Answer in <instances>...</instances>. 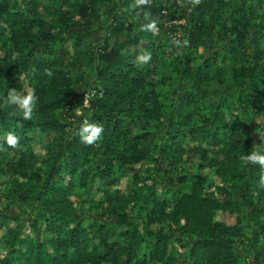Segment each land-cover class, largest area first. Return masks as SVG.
<instances>
[{"label": "trees", "instance_id": "obj_1", "mask_svg": "<svg viewBox=\"0 0 264 264\" xmlns=\"http://www.w3.org/2000/svg\"><path fill=\"white\" fill-rule=\"evenodd\" d=\"M134 1L0 0V264H184L185 251L189 264H239L237 238L264 264V167L241 160L264 156V0H199L179 14ZM107 4L124 37L87 47V107L84 75L51 43L81 53L91 33L73 27ZM165 10L186 24L161 43ZM10 90H35L32 119ZM85 122L103 127L94 144ZM190 158L201 170H183Z\"/></svg>", "mask_w": 264, "mask_h": 264}, {"label": "rangeland", "instance_id": "obj_2", "mask_svg": "<svg viewBox=\"0 0 264 264\" xmlns=\"http://www.w3.org/2000/svg\"><path fill=\"white\" fill-rule=\"evenodd\" d=\"M139 1L140 0H135L133 3V6ZM198 1L199 0H168L167 4L170 7H175V5H178L179 10L177 14H179L182 9L190 8L193 5L197 4ZM109 10H110L109 4L101 6L97 13H95L92 17L87 18L85 20V24H78L75 27H73V29L76 31L84 32L88 30L91 33V36L88 39V43L84 47L81 48L82 50L81 53H78L77 55H75V52L67 50L64 44H61L60 42L51 43V45L58 47L57 48L58 53L53 54L54 56H56V58L58 57L62 58L65 65H69L75 71H78L84 75L85 79H84L83 88L85 90H88L87 94L85 95V106L87 107H89L88 97L95 92V89L93 88V84L96 81L95 80V72H96L95 65L89 62L90 57L88 56V51H86L87 47L90 46L91 44H101L105 41L106 38H108L109 41L113 44L117 38L124 37V33H120L119 35H117V33L112 34L111 26H110L111 19H110V16L108 15ZM167 14L168 13L166 10L162 12V15H163L162 21L164 23V26L167 29L161 30V29L156 28L154 32V34L156 35L155 36L156 40L161 43H168L167 41H169L168 39L170 38H172L173 40L175 38H180L183 31H181L182 29H180V31L177 30V27L180 24H186V20H182V21L167 20ZM129 16L130 14H128L127 18H129ZM75 109H76L75 111L78 114H81V109H79L78 107H76ZM208 142H209L208 145L211 147L210 149L216 152L219 147L215 146L213 143H210V141ZM44 150H45L44 143H41V145H37L34 148V151L37 154H42ZM182 168L184 171H187V172L188 171L195 172V171L201 170V167L199 166V161L196 158H190L185 164H183ZM121 177L123 179L122 186H125V185L127 186V184H125L126 183L125 181H127L128 178H131V177H126L124 173H121ZM94 196H96L97 198H100L101 194L95 193ZM88 208L89 207L87 206V203H84L82 207V211L86 212L88 211ZM90 215L94 217V216L99 215V212L97 213L92 212ZM235 220H236L235 217L228 218L229 222H235ZM247 232L253 233V230L251 228L250 229L248 228ZM185 242L190 243V240L185 239ZM235 244H236L237 255L239 258V264H253L255 248H257L258 245L254 247L252 246V238L250 240L248 238H237ZM182 262L184 264H189V258L188 256H186V251H185V257L182 259Z\"/></svg>", "mask_w": 264, "mask_h": 264}, {"label": "clouds", "instance_id": "obj_3", "mask_svg": "<svg viewBox=\"0 0 264 264\" xmlns=\"http://www.w3.org/2000/svg\"><path fill=\"white\" fill-rule=\"evenodd\" d=\"M141 3H144L145 0H140ZM144 61H148L150 56L142 57ZM38 97L35 94V90L28 91L27 95L22 93H17L15 90H10L8 94L7 101L12 104L18 106L20 111L22 112L23 118L25 120L32 119L33 112L36 106V102ZM103 132V127L98 124H89L87 122L82 126V131L80 133L82 137V141L88 145L94 144L98 139L101 138V134ZM85 133H89L85 135ZM19 143L18 137L13 133H8L7 135V144L10 147L15 148ZM241 160L245 163L252 162L258 163L262 167H264V156L259 155L257 152H253L250 157H241ZM261 185L264 186V177L261 178Z\"/></svg>", "mask_w": 264, "mask_h": 264}]
</instances>
